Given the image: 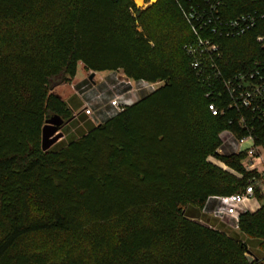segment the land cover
<instances>
[{
    "label": "trees",
    "instance_id": "trees-1",
    "mask_svg": "<svg viewBox=\"0 0 264 264\" xmlns=\"http://www.w3.org/2000/svg\"><path fill=\"white\" fill-rule=\"evenodd\" d=\"M225 11L264 16V0H229ZM156 13L181 25L158 31ZM262 31L218 40L225 73L264 60ZM191 40L176 0L145 9L133 0H0V264H264V195L237 231L204 212L254 174L242 157L217 155L237 115L209 111L185 53ZM80 66L161 84L71 138L64 127L75 109L56 88ZM54 116L70 121L66 137L44 152L42 129ZM255 136L264 149L263 126ZM39 239L52 251L36 249Z\"/></svg>",
    "mask_w": 264,
    "mask_h": 264
},
{
    "label": "built area",
    "instance_id": "built-area-1",
    "mask_svg": "<svg viewBox=\"0 0 264 264\" xmlns=\"http://www.w3.org/2000/svg\"><path fill=\"white\" fill-rule=\"evenodd\" d=\"M176 1L192 33L185 53L191 70L206 89L209 111L213 116H223L228 112L237 115V120L231 119L229 127L220 133L217 155L242 157L244 170L254 174L243 192L213 198L211 202L215 201V205L211 208L210 202L204 210L223 223L231 222L237 230L241 215L255 212L259 203L256 194L264 195V149L255 136V125L264 127V60L254 59L242 69L225 73L218 40L241 38L263 30L256 35L255 43L264 47V16L245 13L229 17L225 11L229 0ZM106 73H109L110 80L91 85L84 83L74 89L82 102L80 113L74 112L75 119L83 115L94 125L102 124L135 104L142 96L154 92L161 84L133 81L120 72ZM97 74L101 73H94V77ZM207 162L219 168L222 165L235 177L242 178L218 157L210 156Z\"/></svg>",
    "mask_w": 264,
    "mask_h": 264
},
{
    "label": "rangeland",
    "instance_id": "rangeland-1",
    "mask_svg": "<svg viewBox=\"0 0 264 264\" xmlns=\"http://www.w3.org/2000/svg\"><path fill=\"white\" fill-rule=\"evenodd\" d=\"M134 1V0H133ZM146 0H143L142 1V3H141V5H139L138 6V4L136 3V5L138 6V7H140V8H142V9H145L147 6H149V5H151V4H154V3H156V2H149V3H147L146 4V2H145ZM147 1H149V0H147ZM135 2V1H134ZM155 10H157V9H155ZM157 12V11H156ZM159 13H156V14H154V19H152V21H153V27L156 29V30H158L159 31V29H163V28H165V30H163V31H170V28H167L168 27V24L169 23H171V21L172 20H174V21H177V24H179V25H181L180 24V21L179 20H177L176 18H175V16H173V18H171V17H169L168 18V20H164V18L163 17H161L160 15H158ZM55 13L52 15V17H51V19L50 20H54L55 19ZM49 20V21H50ZM167 26V27H165V25ZM159 28V29H158ZM167 28V29H166ZM183 35V34H182ZM182 35H178L177 36V40L178 41H180V43L182 42V51H183V40H184V38H183V36ZM90 73V72H89ZM92 73V72H91ZM85 78V79H84ZM90 78V74H88L85 70H83V68L80 66L79 67V69H78V74H77V76L73 79V80H71V81H69V82H67V83H65V84H63V85H61L59 88H57L56 89V93H58L59 95H61L62 97H64V98H66V100H68L67 98H69V96H74V92H75V90L80 86V85H82L83 83H88V84H94L95 82H100V81H102V80H104V79H111L110 78V76H109V73H101V74H97L96 75V77H94L92 80H90L89 79ZM84 79V80H83ZM75 89V90H74ZM73 107V106H72ZM74 109H75V111L77 112V113H80V111H81V109H82V106L81 107H78L77 108V106H74ZM81 116H83V115H81ZM81 116H79L78 118H76L75 120H74V122L76 123H73V124H69V125H67V126H65L64 127V131L66 132H68L67 133V136L68 137H71V138H77L80 134H81V130H86L85 128H86V124L88 123V120H87V118H86V120H84V118H82ZM64 131L63 130H61V133H63V135H65V133H64ZM65 137L66 136H64L63 137V139H65ZM62 139V140H63ZM210 164V163H209ZM212 165V164H211ZM214 166V165H213ZM215 167H217V166H215ZM220 167L221 168H219L218 167V169L219 170H221L222 172L224 171L225 173H227V174H229V175H232L233 177H235V175H233L231 172H229L225 167H223L222 165H220ZM224 169H226V170H224ZM226 225H228L229 227H233L232 226V223L231 222H226L225 223ZM237 231V230H236ZM36 245H35V248L36 249H41V250H45V249H47V250H51L52 251V248L49 246V245H47V244H45L41 239H39V240H37L36 241V243H35Z\"/></svg>",
    "mask_w": 264,
    "mask_h": 264
},
{
    "label": "water",
    "instance_id": "water-1",
    "mask_svg": "<svg viewBox=\"0 0 264 264\" xmlns=\"http://www.w3.org/2000/svg\"><path fill=\"white\" fill-rule=\"evenodd\" d=\"M94 78V73H91L90 80ZM70 121L64 122L60 117L54 116L48 119L42 129V150L47 152L54 145L60 142L64 135L61 133V129L67 125Z\"/></svg>",
    "mask_w": 264,
    "mask_h": 264
},
{
    "label": "crops",
    "instance_id": "crops-1",
    "mask_svg": "<svg viewBox=\"0 0 264 264\" xmlns=\"http://www.w3.org/2000/svg\"><path fill=\"white\" fill-rule=\"evenodd\" d=\"M88 74H90L91 75V72L90 73H88ZM85 79V78H84ZM83 79V80H84ZM84 84V83H83ZM60 87V86H59ZM58 87V88H59ZM57 89V88H56ZM63 99L67 102V103H69V105H71V106H74V105H76L77 103H81L82 104V102L80 101V99L76 96V94H75V92H74V96H69V98H67L68 100H66V98H64L63 97ZM72 108H74V107H72ZM88 120V119H87ZM89 121V120H88ZM215 203V201H212L211 202V204H213V205H215L214 204ZM256 208V210H255V212L260 208V203H258V206H256L255 207Z\"/></svg>",
    "mask_w": 264,
    "mask_h": 264
},
{
    "label": "bare ground",
    "instance_id": "bare-ground-1",
    "mask_svg": "<svg viewBox=\"0 0 264 264\" xmlns=\"http://www.w3.org/2000/svg\"><path fill=\"white\" fill-rule=\"evenodd\" d=\"M134 1H135V3H137L138 6H139V5H141V3H142L143 0H134ZM150 1H151V2H156V1H158V0H149V2H150Z\"/></svg>",
    "mask_w": 264,
    "mask_h": 264
}]
</instances>
